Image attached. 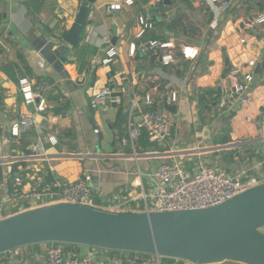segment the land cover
<instances>
[{
	"label": "crops",
	"instance_id": "crops-1",
	"mask_svg": "<svg viewBox=\"0 0 264 264\" xmlns=\"http://www.w3.org/2000/svg\"><path fill=\"white\" fill-rule=\"evenodd\" d=\"M113 1L96 0L92 5L81 42L64 65L70 76L66 84L39 49L43 41H59L71 28L82 0H0L2 195L9 192L14 166V175H46L49 180L68 182L83 176L100 205L140 197L142 188L132 182L141 177L149 190L155 182L150 174L164 163L180 161L190 174L202 163L226 175L264 180V23H256L257 17H264V0H231V9L224 14L211 0H134L114 18L105 12ZM140 13L154 17L156 27L142 38L137 36ZM150 40L173 43L175 48L158 47L157 53L159 57L173 54L176 61L167 65L150 49L141 53L140 45ZM132 44L136 46L133 56ZM183 47L195 48L199 55L185 59ZM110 48L118 54L105 63ZM249 61L256 63L253 69L248 68ZM235 68L244 73L251 70L254 80L233 108L223 110L217 85ZM23 79L31 83L39 100H45L49 121L37 114L35 129L13 137L12 123L34 111L20 92ZM105 87L121 96L123 105L93 110L91 98ZM149 93L154 105L146 107L143 97ZM172 93L178 95L175 103H169ZM135 94L144 111L153 108L171 120L165 144L153 145L146 138L135 145L130 142L129 110ZM52 135L56 145L47 142ZM37 144L43 147L41 155L31 153ZM137 203L131 200L130 205ZM46 246L4 252L2 264H37L44 260ZM89 250L80 247L75 254L85 256ZM97 254L106 264L121 261L107 250Z\"/></svg>",
	"mask_w": 264,
	"mask_h": 264
},
{
	"label": "water",
	"instance_id": "water-1",
	"mask_svg": "<svg viewBox=\"0 0 264 264\" xmlns=\"http://www.w3.org/2000/svg\"><path fill=\"white\" fill-rule=\"evenodd\" d=\"M95 2L82 0L73 25L61 39L45 40L40 45L41 56L66 84L70 83V76L64 65L81 42ZM113 31L112 45L116 46L117 28L113 27ZM262 228L264 182L206 209L114 213L69 203L29 209L0 221V253L54 243L159 256L191 264H264Z\"/></svg>",
	"mask_w": 264,
	"mask_h": 264
},
{
	"label": "built area",
	"instance_id": "built-area-1",
	"mask_svg": "<svg viewBox=\"0 0 264 264\" xmlns=\"http://www.w3.org/2000/svg\"><path fill=\"white\" fill-rule=\"evenodd\" d=\"M17 1V0H14ZM165 0H157L162 3ZM218 3L221 14L228 12L232 7L231 0H211ZM134 0H114L106 6L107 16L113 18L122 11L126 6H132ZM90 14L89 19L91 20ZM140 31L138 37L142 38L147 32L156 30L155 19L149 14L138 15ZM256 23H264V17H257ZM242 42H245L244 40ZM110 44V39L107 41ZM175 48L173 43H160L156 40L143 42L139 49L141 53L146 54L150 49L154 55L159 57L157 48ZM130 53L132 56L136 53V46L131 45ZM181 53L185 59H195L199 51L195 48L183 47ZM108 63L111 58L118 54L115 48H110L107 52ZM109 59V60H108ZM159 59L170 64L176 61L173 54L161 55ZM256 66L255 61L248 62V68L253 69ZM128 80V74L125 72ZM143 77V75H142ZM254 80V74L250 70L244 73L241 69L235 68L219 81L217 89L220 92L219 107L223 110L231 109L235 106ZM121 84V82H119ZM123 83V82H122ZM20 92L25 103L34 106V111L26 113L20 120L11 125V134L13 137H19L21 134L35 129L38 125L37 114L44 115L48 122L49 117L45 116L46 102L39 100V94L33 91L31 83L23 79L19 83ZM178 101V95L172 93L169 97V103ZM144 106L154 105L152 95L146 94L143 97ZM120 107L123 105V98L119 96L112 88L105 87L95 93L90 101V107L93 110H99L106 105ZM129 140L135 145L142 138L153 145H163L171 135L172 122L164 114L157 111H144L143 105L136 94L130 101L129 110ZM56 121L57 119H53ZM51 145H56L58 141L54 135L47 139ZM31 153L41 155L43 147L37 144L31 147ZM2 161H0V165ZM155 182L144 189L141 177L135 178L132 186L142 188V195L138 198L120 199L115 203L108 205H99L96 203L94 192L87 178L80 176L75 181L49 180L46 175H13L9 180V192L3 196L0 189V221L22 211L37 207H45L56 203H69L88 205L114 213H133V212H165L190 209H206L223 202L247 191L248 189L264 182L253 176H243L242 174L226 175L219 171L200 164L198 170L190 174L184 163L178 161L173 163H164L159 165L150 174ZM156 184V186H155ZM131 200H139V203L130 205ZM102 250L90 248L85 256L68 255L64 252L61 244H47L46 256L44 260L37 264H106L105 261L97 254ZM3 262V253H0V264ZM115 264H163V258L151 256L138 262L137 259L118 261Z\"/></svg>",
	"mask_w": 264,
	"mask_h": 264
},
{
	"label": "trees",
	"instance_id": "trees-1",
	"mask_svg": "<svg viewBox=\"0 0 264 264\" xmlns=\"http://www.w3.org/2000/svg\"><path fill=\"white\" fill-rule=\"evenodd\" d=\"M150 111H154L153 108ZM137 147H138V145H137ZM16 170H17V166H14L13 170H12V175H14ZM227 175H229V174H227ZM95 201H96L97 204L100 205V201L99 200H95ZM61 245L63 246L64 252L66 254H68V255L75 254L77 252V250L81 247V246L69 245V244H61ZM36 246H39V245H36ZM99 250H101V249H99ZM102 251H104V250H102ZM110 252L112 254L119 255V260H121V261L151 258V256L142 255V254H136V253H126V252H119V251H110ZM173 260H175V259L163 258V262H170V261H173Z\"/></svg>",
	"mask_w": 264,
	"mask_h": 264
},
{
	"label": "rangeland",
	"instance_id": "rangeland-1",
	"mask_svg": "<svg viewBox=\"0 0 264 264\" xmlns=\"http://www.w3.org/2000/svg\"><path fill=\"white\" fill-rule=\"evenodd\" d=\"M0 184H1V183H0ZM260 232H261V234L264 235V228H262V229L260 230ZM116 261H118V260H116ZM222 264H240V263H238V262H226V263H222Z\"/></svg>",
	"mask_w": 264,
	"mask_h": 264
}]
</instances>
